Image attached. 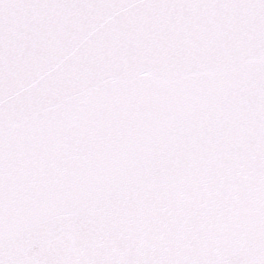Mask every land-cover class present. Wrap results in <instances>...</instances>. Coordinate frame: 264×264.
I'll return each mask as SVG.
<instances>
[{
  "label": "snow or ice",
  "instance_id": "1",
  "mask_svg": "<svg viewBox=\"0 0 264 264\" xmlns=\"http://www.w3.org/2000/svg\"><path fill=\"white\" fill-rule=\"evenodd\" d=\"M0 264H264V0H0Z\"/></svg>",
  "mask_w": 264,
  "mask_h": 264
}]
</instances>
